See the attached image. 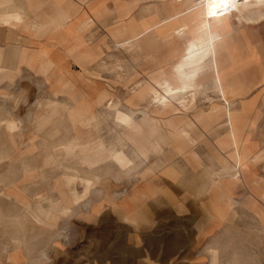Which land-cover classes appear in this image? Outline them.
I'll use <instances>...</instances> for the list:
<instances>
[{
    "label": "rangeland",
    "instance_id": "rangeland-1",
    "mask_svg": "<svg viewBox=\"0 0 264 264\" xmlns=\"http://www.w3.org/2000/svg\"><path fill=\"white\" fill-rule=\"evenodd\" d=\"M73 1L76 9H83L81 13L75 12L73 20L83 32L82 37L74 41L78 44L73 47L75 51L70 52L72 45L66 47L68 51L64 54L63 63L59 62L57 75L51 79L36 76L27 66L24 83L27 88L33 87V98L19 110L8 98L0 99V118L14 120L0 123V247L11 246L19 238L25 240L31 236L33 229H44L48 239L52 223H38L26 210L35 202L41 204L44 210L63 203L72 212L82 210L85 199L84 203L89 201L90 211H93L99 206L98 201L108 203L114 197L126 196L132 181H140L147 175L146 164H156L162 156L172 155L170 146L172 139L181 131L180 127H190V132L198 130L191 117L201 114L225 115L230 124V134L233 139L236 137V147L241 146L237 136L245 130L250 135L252 147L257 148L248 160L253 180L250 183L251 209L247 213L241 197L235 196L233 219L229 223L238 229L259 227L257 213L254 214L252 208L259 204L261 198L252 189L259 185L257 182H260V189H264V0H249L246 4L245 0L239 1V11L215 29L213 40L220 48L218 59L225 82L223 88L207 79L194 92L168 93L169 103L166 106L155 101L154 94H149L152 89L164 94L155 84V79L161 76L172 78L173 68L189 55L199 53L204 59L212 54L210 42L202 47L195 46L204 38L203 31L188 33L180 28L183 23L190 28L193 19H183L175 37H163L153 42L149 35L130 39L129 34H120L123 28L134 23L133 18L139 23L149 21L154 13L139 10L142 0ZM131 1L138 9L124 17L125 3L130 4ZM184 1L169 0V3L184 4ZM160 3L154 0L153 4ZM172 6L171 10L175 9ZM109 8L113 9L106 10ZM160 14L155 13L154 20ZM24 15L25 19L29 12ZM59 41L64 45L62 39ZM32 61L28 58L27 64L34 65ZM203 74L207 71L198 73L196 80L201 79ZM229 81L238 83L232 85L242 88L243 92L228 95ZM10 83V93L13 94L12 78ZM102 95L106 98L99 105ZM138 97L144 100L138 101ZM109 103L116 107H109ZM79 104H87L91 112L96 113V119L89 127L72 123L66 113L56 112L59 107ZM116 110L127 114L137 124L138 130L122 125L116 118ZM7 124H12L14 130H8ZM74 143L78 145L70 149ZM60 147L67 152L58 159L56 152ZM194 148L190 149L188 157L193 156L190 153H195ZM240 153L237 149L231 156L238 171V178L231 175L234 181L240 179L242 161L236 162ZM118 156L125 162L119 163ZM65 168L67 172L76 173L71 185L66 183ZM38 173H43L45 177ZM149 174L155 173L150 171ZM84 175H92L96 179L87 193L82 181ZM72 191L80 197L77 201L72 198ZM1 195L5 196V202ZM263 202H260L262 208ZM58 227L67 229L63 221ZM243 231H235L234 236H228L233 239L234 247H228V252L226 246L222 247V254L226 255V251L229 259L233 250L234 259H239L238 253L251 264H258V237L252 230L248 234ZM48 241H43L42 246Z\"/></svg>",
    "mask_w": 264,
    "mask_h": 264
},
{
    "label": "crops",
    "instance_id": "crops-1",
    "mask_svg": "<svg viewBox=\"0 0 264 264\" xmlns=\"http://www.w3.org/2000/svg\"><path fill=\"white\" fill-rule=\"evenodd\" d=\"M14 1L0 0V13L9 11ZM21 1L28 7L27 18L9 24L0 21V99L8 98L18 110L33 98V87L27 88L24 83L27 66L36 76L51 79L57 75L59 62L63 63L66 47L72 45L70 52L75 51L73 47L78 44L74 41L83 33L73 23L75 12L81 13L83 9H76L73 0ZM142 1L139 10L154 13L149 21L139 23L133 18L128 29L138 30L139 24L143 30L153 22L155 13L183 8L182 3L170 4L169 0H156L160 4ZM170 5L175 9L171 10ZM130 6L132 12L137 11L138 6L135 8L132 1ZM28 58L35 66L27 64ZM14 98L19 99L17 103ZM191 118L198 130L190 132V127H180L181 131L172 139V155L162 156L156 164H146L147 175L132 181L126 196L114 197L115 201L108 203L98 201L99 206L93 211L89 201L84 205L85 199L80 211L70 212L66 207V212L59 213L49 226L48 239L44 229H33L30 237L18 239L20 243L14 239L11 246L0 247V264H251L238 253L239 259H234L233 250L229 259L226 256L227 248L234 247L229 237L243 230L245 234L252 230L257 235L258 264H264V189H260V182L252 189L261 198L252 208L260 226L238 229L229 223L233 219L235 196L241 197L247 213L251 209L253 180L248 160L257 148L252 147L245 130L237 136L241 146L236 147L225 115L201 114L196 117L198 120ZM7 120L13 119L3 117L0 123ZM193 147L195 153L190 155L199 157L198 160L188 157ZM237 149L244 158L239 166L240 179L234 181L225 168L233 164L231 156ZM150 171L155 174H149ZM1 196L5 202V196ZM61 221L67 229L58 227ZM45 240L49 241L42 246ZM229 241L231 245L227 246ZM224 246L226 255L222 254Z\"/></svg>",
    "mask_w": 264,
    "mask_h": 264
},
{
    "label": "bare ground",
    "instance_id": "bare-ground-1",
    "mask_svg": "<svg viewBox=\"0 0 264 264\" xmlns=\"http://www.w3.org/2000/svg\"><path fill=\"white\" fill-rule=\"evenodd\" d=\"M239 1L242 0H185L183 4L184 8L181 12L175 14L161 13L158 19L153 20V22L151 24H148L147 27L144 26L143 30L140 29L135 30L133 28H129V29L123 28L120 34L122 35L129 34L130 39H138L137 37H140L141 35L142 36L149 35L150 41L153 42L154 40L163 37L165 38L175 37L177 29L180 26L179 24L181 22L183 23V19L192 18L193 24L190 26V28L187 27L186 24L184 23L183 25L180 26V28L186 29L188 33L191 32L195 33L198 31L204 32V36H203L204 38L201 41H197L195 43V46L197 47L198 45L202 47L206 45L208 42L211 43L210 46H211L212 54L211 56L209 55L210 59L209 58L203 59V56H201L199 53L196 54L194 53L192 55H189L186 59H184V61H182L180 64H178L173 68L174 75L172 78L167 76H161V78L155 79V84L164 91V94L163 95L159 94L155 89L150 90L149 94L150 95L154 94L155 101H158L160 105L166 106L169 103V98L167 96L168 93H173L176 91L194 92L195 90L200 88L202 84L207 81V79H211L213 85L217 87L220 86V88L221 87L223 88L225 82L223 81V75L221 72L220 62L218 59V53L220 48L219 45L216 44L213 39L214 36L216 35L215 29L219 27L220 23L223 22V20L227 19L228 17L233 16L236 11H239V7H238V5H240ZM248 2L249 0H245L244 4ZM9 8H10L9 11L7 10L4 11L3 13H0V19H1L0 21L6 24L11 23V21L13 20L16 22H21L25 17L24 14L28 13L29 11L26 3L20 0H17V3L11 5ZM124 8H125V12L123 14L125 17L128 16L129 13L131 12L130 4L125 3ZM131 29H133L134 32L133 35H131ZM149 39L145 40V42L149 41ZM127 42L128 41L126 40L125 43ZM42 65H45L43 64V61H42ZM45 68H47V64ZM202 71L205 72L207 71V74H203V77L201 79L199 78L198 80H196L198 78V76L196 77V75H198V73L202 74ZM232 83H236V82H232V81L228 82L229 84L228 95L241 94L243 92V89L234 87ZM225 93L227 94V92ZM191 95H192L191 98H193L194 100L195 97L194 93H192ZM104 98H106L105 95L99 97V101H98L99 105L104 103L103 102ZM142 100H144V98L138 97V101H142ZM108 106L116 107V105H113L111 103H109ZM56 112L66 113L72 120V123H78L83 127L84 126L89 127L96 119V113L91 112V108L87 104H79L69 107L67 106L59 107ZM116 118L122 125L126 126L127 128L131 130H138L137 124L133 123V120L127 114L119 110H116ZM6 127L10 131L14 130V126L12 124H7ZM183 133L185 134L186 131H184ZM235 138L236 137L234 136V141L236 143ZM77 145H78L77 143H74L70 149H73ZM66 152H67L66 149L62 147L58 148L56 152L58 159L63 158ZM243 158L244 157L241 152L238 158L236 159L237 160L236 162L239 163L243 161ZM117 160L119 163L125 162L124 159H121L119 156L117 157ZM67 170L68 169L65 168V180L67 185H71L76 178V173L67 172ZM225 170L233 177L238 178V171L233 164L228 165L225 168ZM39 175L42 178L45 177L43 173H40ZM95 180L96 179L92 175L82 176L85 193L89 191V188L94 184ZM71 196L74 199V201H77V199L80 198L78 194L74 191H72ZM26 210L32 216L34 221L47 225L46 222H50V223L54 222L58 214L66 212L67 208L62 203V205L54 204L50 207L49 210H44L41 207V204L35 202L32 205H28L26 207ZM18 242L20 243V240Z\"/></svg>",
    "mask_w": 264,
    "mask_h": 264
}]
</instances>
